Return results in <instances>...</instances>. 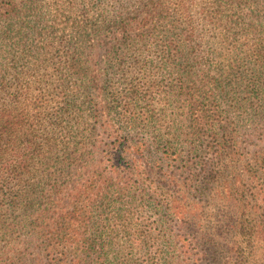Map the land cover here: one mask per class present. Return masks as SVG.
<instances>
[{
  "label": "trees",
  "instance_id": "trees-1",
  "mask_svg": "<svg viewBox=\"0 0 264 264\" xmlns=\"http://www.w3.org/2000/svg\"><path fill=\"white\" fill-rule=\"evenodd\" d=\"M108 1L112 9L94 14L97 23L93 27L67 29L54 25L63 18L59 0H0V200H9L14 210L30 211L34 216L21 222L30 229V237L21 239L26 249L13 264H115L118 259L101 243L84 249L93 254L74 253L79 250H72V235L67 232L72 223V216L67 215L70 211L52 225L34 210L43 200L38 176L49 165L46 154L53 151L54 132L63 123L64 106L73 111L77 89L71 84L68 95L67 79L71 77L73 83L75 73L85 69L81 66L83 54L91 56L94 51L98 55L104 50L115 59L121 51L116 46L146 43L147 31L142 28L163 13L158 7L161 0ZM187 34H178L184 39L179 45H166L174 47L173 57L183 69L179 73L181 90L195 79L184 65L189 64L191 55L197 56L194 39ZM71 38L76 42L66 50ZM64 57L70 61L69 73L62 67ZM30 63L31 67L44 66L34 70ZM49 67L54 69L49 71ZM37 90L41 92L33 93ZM69 97L73 101L68 102ZM186 120L191 132L181 142L190 158L182 161L180 168L175 166L179 161L175 146L163 147L162 152L158 143L137 147L128 141L120 144L122 157L108 156L109 161L118 159L117 163L102 167L116 191L127 192L126 196L135 187L143 199H153V208L151 203L135 205L147 212H161L158 227H165L169 240H178L174 245L169 242L168 250L156 252L148 264L161 259L164 264H246L248 258L262 263L264 235L255 231L264 230V151L263 155L255 152L250 158L243 157L240 136L245 134L239 132L238 125L213 121L197 107L190 109ZM168 150H173V157L164 154ZM70 164L75 162L62 161L66 169ZM121 173L126 181L120 183ZM98 178L94 200L99 196L95 188L104 190ZM90 185L93 182L83 188L90 189ZM15 186L20 189L14 194L1 193ZM73 191L69 197L74 201L72 211H77L76 201L86 193L75 187Z\"/></svg>",
  "mask_w": 264,
  "mask_h": 264
},
{
  "label": "rangeland",
  "instance_id": "rangeland-1",
  "mask_svg": "<svg viewBox=\"0 0 264 264\" xmlns=\"http://www.w3.org/2000/svg\"><path fill=\"white\" fill-rule=\"evenodd\" d=\"M59 5L64 8L63 18L54 25L67 29L93 27L97 23L94 14L112 9L108 0H59ZM158 7L163 10L160 19L141 27L147 31L146 43L116 46L121 51L115 59L104 50L98 55L94 51L91 56L83 54L81 66L85 69L75 73L73 83L69 77L70 88H65L69 95L71 84L76 86L75 100L73 96L67 99L73 101V111L64 106L63 123L54 132L53 151L46 154L49 165L38 176L43 190V200L34 208L38 215L53 225L56 218L70 211L67 215L72 216V223L67 232L72 235V250H79L74 253L93 254L84 249L101 243L118 257L115 264L152 263L156 252L168 250L169 242L174 245L178 241L169 240L165 227H158L161 212H147L135 205L153 199H143L135 187L126 196L127 192L116 191L111 176L102 168L117 163L118 159L109 161V155L112 159L122 157L121 143L128 141L137 147L158 143L162 152L163 147L173 145L179 155L175 166L180 168L182 161L190 158L181 142L191 132L186 118L190 109L197 107L213 121L238 125L239 132L245 134L240 136L243 157L250 158L255 152L263 155L264 151V0H161ZM182 33H191L197 50V56L191 55L189 64H184L193 73L194 83L187 82L183 90L179 76L183 69L173 57L174 47H166L182 43L184 39L178 38ZM75 42L71 38L66 50ZM69 62L63 58L66 73ZM31 64L34 70L44 66ZM168 151L164 154L173 157V150ZM65 159L75 164L66 169L62 166ZM124 174H120V183L126 181ZM98 176L104 190L96 191V187L99 196L94 200ZM91 182L90 189L83 188ZM74 187L86 193L76 201L77 211H72L74 201L69 197ZM19 189L15 186L1 193L14 194ZM8 202L0 200V264L17 262L26 249L21 239L30 237V229L21 222L34 217L30 211L14 210ZM126 202L132 205L123 207ZM255 232L264 235V230L256 228ZM143 238L145 242L139 244ZM155 262L164 264L162 259ZM246 264L258 263L248 258Z\"/></svg>",
  "mask_w": 264,
  "mask_h": 264
}]
</instances>
